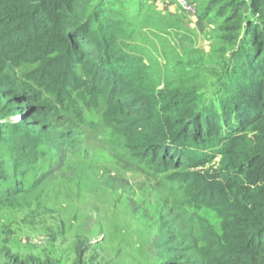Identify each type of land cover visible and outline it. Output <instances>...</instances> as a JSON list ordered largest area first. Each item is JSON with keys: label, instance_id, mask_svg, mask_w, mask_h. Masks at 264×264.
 <instances>
[{"label": "trees", "instance_id": "obj_1", "mask_svg": "<svg viewBox=\"0 0 264 264\" xmlns=\"http://www.w3.org/2000/svg\"><path fill=\"white\" fill-rule=\"evenodd\" d=\"M88 1L0 0V139L11 137L4 145L17 144L34 163L48 150L72 156L95 136L175 198L166 215L174 217L161 224L166 264H264V31L243 14L255 0L227 8L208 0L200 16L221 13L223 32L233 35L226 47H243L242 78H254L237 94L233 63H192L168 78L115 47L101 8L89 16ZM138 3V12H159ZM91 110L101 111L100 122L88 123ZM17 114L20 124L7 122Z\"/></svg>", "mask_w": 264, "mask_h": 264}, {"label": "rangeland", "instance_id": "obj_2", "mask_svg": "<svg viewBox=\"0 0 264 264\" xmlns=\"http://www.w3.org/2000/svg\"><path fill=\"white\" fill-rule=\"evenodd\" d=\"M207 1L189 0L194 9L188 13L181 0H144L163 15L149 8L138 12L139 0H103V5L89 0L84 8L91 16L100 7L114 46L137 54L168 78L175 72L185 75L182 68L192 63L198 65L194 70H222L233 63L230 84H240L238 90L232 87L237 94L254 75L242 78L249 70L236 60L243 47H226L233 35L223 32L225 16L213 12L200 18ZM232 5L226 0L222 7ZM250 7L244 8V18L264 31V0ZM249 49L253 55L255 47ZM86 114L88 123L100 122L101 111ZM23 120L17 114L7 122ZM10 138L0 139V264H166L161 224L164 217H174L166 215L175 198L157 189L155 180L119 162L95 136L72 156L48 150L34 163L24 161L17 144L4 145ZM109 178L114 190L106 185ZM202 214L215 221L214 213Z\"/></svg>", "mask_w": 264, "mask_h": 264}, {"label": "built area", "instance_id": "obj_3", "mask_svg": "<svg viewBox=\"0 0 264 264\" xmlns=\"http://www.w3.org/2000/svg\"><path fill=\"white\" fill-rule=\"evenodd\" d=\"M181 5L184 8L185 11L188 13L193 12V5L189 2V0H181Z\"/></svg>", "mask_w": 264, "mask_h": 264}]
</instances>
